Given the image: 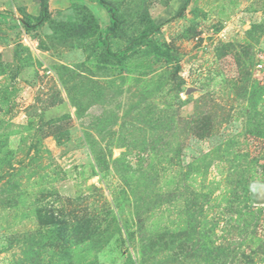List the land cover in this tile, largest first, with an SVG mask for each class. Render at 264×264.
Wrapping results in <instances>:
<instances>
[{"label": "rangeland", "instance_id": "obj_1", "mask_svg": "<svg viewBox=\"0 0 264 264\" xmlns=\"http://www.w3.org/2000/svg\"><path fill=\"white\" fill-rule=\"evenodd\" d=\"M105 1L0 0V264H264V0Z\"/></svg>", "mask_w": 264, "mask_h": 264}, {"label": "trees", "instance_id": "obj_2", "mask_svg": "<svg viewBox=\"0 0 264 264\" xmlns=\"http://www.w3.org/2000/svg\"><path fill=\"white\" fill-rule=\"evenodd\" d=\"M99 2L105 6L108 7V3L105 0H99ZM190 0H186L185 6L189 5ZM48 0H41V14L38 17V21L45 20L46 16L48 15L49 9H48ZM112 14V13H111ZM112 16V15H111ZM145 36L142 37L144 39ZM140 42V40L138 41ZM83 220V218H82ZM89 223V220L87 221ZM95 234V232L92 231L90 225L87 226L86 224H81L79 226L74 227V231L72 234V239L75 237L86 238V239H92ZM205 234V232H203ZM35 238V236H32V239ZM224 247H214L210 246V244L203 242H197L196 245H193L190 247V249L187 251L186 256H196L198 259L205 260L207 264H222L223 262V255L222 250ZM73 251V249H72ZM189 253H192L193 255H190ZM180 254V253H179ZM96 263V262H95Z\"/></svg>", "mask_w": 264, "mask_h": 264}, {"label": "water", "instance_id": "obj_3", "mask_svg": "<svg viewBox=\"0 0 264 264\" xmlns=\"http://www.w3.org/2000/svg\"><path fill=\"white\" fill-rule=\"evenodd\" d=\"M191 92V89H189L188 91H187V93H190Z\"/></svg>", "mask_w": 264, "mask_h": 264}]
</instances>
